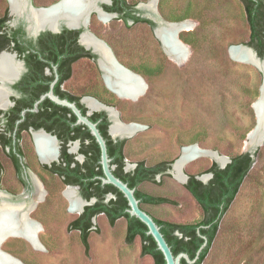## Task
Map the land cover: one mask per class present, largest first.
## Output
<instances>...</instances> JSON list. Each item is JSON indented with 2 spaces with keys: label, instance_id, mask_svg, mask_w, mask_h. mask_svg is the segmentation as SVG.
I'll return each instance as SVG.
<instances>
[{
  "label": "rangeland",
  "instance_id": "obj_1",
  "mask_svg": "<svg viewBox=\"0 0 264 264\" xmlns=\"http://www.w3.org/2000/svg\"><path fill=\"white\" fill-rule=\"evenodd\" d=\"M57 0H30L38 6H48ZM135 1V0H129ZM147 2L148 0H139ZM151 1V0H150ZM156 11L164 21L186 15L191 26L182 32L198 31L196 45L184 42L189 54L185 61L176 62L166 55L149 27L144 23L125 25L116 17L102 21L92 14L88 28L98 31L125 62L163 63L159 74L148 78L140 74L147 86L137 99L118 97L106 88L95 65L79 61L77 77L69 82L78 89L92 87L105 98H111L114 110L124 123L136 122L144 128L127 138L124 146L125 168L131 169L139 160L152 164L161 159L173 160L183 146L197 144L199 148L217 150L230 158L247 150L246 139L254 128L253 102L259 95L261 71L253 64L233 59L229 46L243 43L249 27L239 0H156ZM8 0H0V15L9 14ZM151 17V13L143 11ZM25 22L11 16L10 24ZM90 112V111H89ZM23 146L28 158L36 165L33 151ZM254 162L228 210L221 218L214 239L202 264H264V141L257 146ZM214 159L199 155L187 161L184 173H201ZM37 166V165H36ZM38 167V166H37ZM170 174L157 177V182L144 181L138 188L150 194L164 195L174 203L142 206L153 217L172 221L194 220L200 208L180 179ZM46 196L36 200L27 212L42 230L38 237L44 250H37L23 237L11 236L1 244L24 264H153V258L141 255V240H125L126 219L118 218L110 225L104 214L93 219L86 252L77 230L69 222L78 215L69 209L65 187L58 179L44 175ZM4 180L16 190L3 191L1 202L16 201V206L28 204L32 195L24 192L6 163ZM160 181V182H158ZM8 194V195H6ZM13 204V203H11ZM23 205V206H22Z\"/></svg>",
  "mask_w": 264,
  "mask_h": 264
},
{
  "label": "flooded vegetation",
  "instance_id": "obj_2",
  "mask_svg": "<svg viewBox=\"0 0 264 264\" xmlns=\"http://www.w3.org/2000/svg\"><path fill=\"white\" fill-rule=\"evenodd\" d=\"M97 1L99 9L96 8L90 13L86 27L81 25L79 28H75L62 21L58 25L57 30H52L46 27L44 30L35 34L32 29L28 30L27 23L20 22L16 25H11L10 11L9 14L3 13L0 15L5 16L1 30L5 31L8 35V39L0 42V57L2 55H7L18 65L17 70L10 77H7L8 80L4 83L0 82V90L3 91L4 99V105H1L0 103V131L6 133L5 137L0 139V192H14L16 190L11 184L6 183L4 180L6 163H8L12 168L13 175L18 182V186L24 192L29 193L33 197V199L25 205L27 209L30 208L32 203L35 205L36 200L41 201L39 200L37 191L43 192V199H45L47 194V179L44 175L58 179L65 187L64 191L66 188L72 187L75 188L78 195L81 196L79 186L64 182V176L59 173L62 168L67 165V160L69 161L68 165L70 169L75 167L77 164H83L86 162L88 153L85 152V149L88 147H86V145H91V141L89 139L82 140L78 135L77 125L80 124L76 123V117L75 119L72 118V111L70 108L55 103L47 96L41 101H37L43 94L47 93L51 89L52 82L56 80L52 86V92L55 95L60 98H65L70 102H74L81 109V111L84 109V114L88 112L89 116L94 111H97H91V108L87 104V98H96L94 96L95 91H93L92 87H88L87 89L80 91L78 87L69 84V82L73 81V79L77 77V65L81 60H86L87 62H91L95 65L102 78V71L100 70L98 63L101 53H99L100 51L95 50L93 45H87L82 42V35L87 33L100 45H102L101 42H103L105 46L102 45V47L107 50L110 49L116 59L120 62L115 51L107 40L98 35V31L88 28L92 22L91 16L92 14H96L100 19L99 12H101L109 16L106 20L111 17H116L125 25L136 23L130 17L125 19L123 16H120L122 13H119L118 10H109L107 6H111L113 4V0ZM126 1L129 6L122 11L123 14L128 10L131 14L151 20L153 24H144L149 27L150 31L162 48L160 40L154 33L157 22L153 18V16L158 18H160V16L157 11L153 13L152 7L147 6L150 0L147 2H140L139 0ZM155 6H157V1H155ZM143 11L151 13L152 16L148 17L143 15ZM19 27H21V30H18ZM68 31H70V33ZM62 33H65V36L67 37L66 40L58 41L57 39L51 38L52 35H61ZM23 111V119L17 122L21 119V113ZM11 112H19L20 116L15 120L13 129L9 130L8 127L10 126V123L7 118ZM20 125L21 128L19 133L21 134V137L18 138L17 142V130ZM35 134H41L44 137L51 139L54 143V152L49 161L48 159H45L47 162L43 161L44 158L41 155L43 158L41 159L37 152ZM24 135L28 137L29 145H27L26 148L29 152L33 151V158L38 167L28 158V152L23 146ZM9 139L11 145L4 144L3 141ZM11 148L18 157V162L20 164L19 172L15 167L14 159L9 154ZM124 170L127 171L125 166ZM100 175H102V173L98 174L97 177ZM2 193H0V196ZM81 197L83 198V196ZM3 198L8 200V197L5 195ZM109 199H107L106 195V200ZM69 209L71 211H77L71 209L70 204ZM79 214L80 213H78V215ZM100 214L103 213L95 214L91 217V219H95V217Z\"/></svg>",
  "mask_w": 264,
  "mask_h": 264
},
{
  "label": "trees",
  "instance_id": "obj_3",
  "mask_svg": "<svg viewBox=\"0 0 264 264\" xmlns=\"http://www.w3.org/2000/svg\"><path fill=\"white\" fill-rule=\"evenodd\" d=\"M239 1L243 6L245 19L249 27L248 37L242 42L243 44L252 47L258 56L263 57L264 0ZM128 6L126 0H113V4L107 6V8L109 10H118L119 13H122L120 16H123L125 19L130 17L136 23L153 24L151 20L131 14L128 10L123 14L122 11ZM186 17V15H180L171 18V20L183 21ZM4 19L5 16H0V42L8 39L7 33L1 30ZM18 30H21V27H19ZM68 32L70 33V31ZM197 34H199L198 31L182 32L180 34V39L186 43L196 45L197 43L194 38ZM51 38L57 39L58 41L67 39L65 33H62L61 35H52ZM116 55L122 64L133 71L142 74L146 78L159 74L163 68L162 62H157L155 64H149L147 62H140L138 64L128 63L120 59L118 54ZM94 96L107 105L113 100L111 98L100 96L96 92H94ZM82 110V112L85 113L84 109ZM71 115L72 118L75 119V116L72 113ZM19 116V112H11L8 116L7 120L10 123V126L8 127L9 130L13 129L14 122ZM89 117L92 121L98 122L97 126L106 139L111 164L115 166L113 169L114 174L124 182H127L130 187H135V195L140 199V206L146 210L142 206V202L152 204L174 203V201L167 196L150 194L138 188L139 184L144 181L157 182L158 176L162 177L165 174H170L168 170L171 168L174 159H161L152 164H146L144 160H139L135 163V166L132 169L125 171L124 146L127 138L116 140L111 138L108 134L110 121L106 111H94ZM21 125L17 130V142L18 138L21 137V134L19 133ZM77 128L78 135L82 140L89 139L91 141V145H86V147H88L85 149V152L88 153L87 160L83 164H77L70 169L68 165L69 161L66 159L67 165L62 168L59 174L64 176V182L79 186L80 194L83 198L89 200L90 198L95 197L96 201L92 204L86 205L84 211L69 222V228L79 232L80 240L87 252L89 249L88 237L93 227V221L91 219L93 215L103 213L108 219L110 225H114L118 218L124 217L126 219V242L130 244L134 241L136 236H139L141 240L140 254L150 255L153 258V264H166L163 254L157 248L153 237L147 234L146 225L126 211L128 204L123 194L111 184H102L101 180L97 177L98 174L102 173L101 165L99 163V146L86 126L80 124L77 125ZM5 134V132L0 131V139L4 138ZM3 142L4 144L11 145L10 139ZM255 153L256 152L253 153V156L248 151L234 153L230 155V162H228L225 167H220L218 163L213 161L203 172L188 174V179L183 185L197 202L200 208L199 216L194 220L189 221H172L154 217L155 221L160 225V229L174 254L186 252L190 258H193L197 249L204 241L202 237V235H204L207 237V244L200 252L198 259L192 263L202 264L216 238L222 216L230 207L241 183L248 175V172L253 165ZM9 154L14 159L15 167L19 172L20 164L18 162V157L13 152L12 148L10 149ZM206 172L212 173V176L208 181L203 182L196 177L197 175ZM108 193H111L112 197L109 200H106V195ZM181 263L189 264L183 258L181 259Z\"/></svg>",
  "mask_w": 264,
  "mask_h": 264
},
{
  "label": "water",
  "instance_id": "obj_4",
  "mask_svg": "<svg viewBox=\"0 0 264 264\" xmlns=\"http://www.w3.org/2000/svg\"><path fill=\"white\" fill-rule=\"evenodd\" d=\"M26 1L28 3L27 6H28L29 10H31V8L32 9L47 10V9H51L52 7L57 6V5H59V4L64 2V0H57L56 2H54V3H52V4L48 5V6H38V7H36L30 2V0H26ZM92 1H93V5L92 6L99 7L97 0H92ZM8 4H9L10 15L13 16V17H16L17 19L24 18L25 22L27 23L28 30L32 29V31L35 34H37L41 30H44L46 27H48V28H50L52 30H57L58 29V25L62 21H64L65 23H67V25H69L71 27L79 28L81 25L83 27H86L87 24L85 23V19L87 18V16L89 17L90 13L92 12V8H90L87 11L86 15L83 18H81L79 20V22L77 24H75V25L74 24H69L66 17H59V18H57L56 24L54 26L43 25L41 27L34 28V27L30 26L31 23L29 21L27 12H25V13H23L21 15L15 14V12H13L11 10L10 0H8ZM155 12H156V10H153V13H155ZM153 18L157 22V26L155 27L154 33H155L156 37L160 40V43H161L162 48H163V51L170 57V55H169L170 52L168 50L169 44L171 42H173L175 44H178V42L183 43L180 40L179 36H178L179 32L183 28H179V29L175 30L174 33L173 32L172 33L169 32L168 36L166 38L164 36H162V35L161 36L158 35V30L166 28L167 26H169V24L180 23L182 21H164L161 18H158L156 16L155 17L153 16ZM99 46H100V49L97 50V51H100L101 56H100V58L98 60V63H99L100 70L102 71V78L104 80V83H105L107 89H109L111 92L116 94L118 97L129 98V99H132V100L137 99L138 96H140L144 92V90L143 91L134 92V91H127V89H125V90L121 89L116 84L115 75L112 74L106 68V64L111 63L117 70H119V71H121L123 73H127V74L131 73V75L133 74V75L139 76L142 79H143V77L140 74L134 72L133 70H131V69L127 68L126 66H124L123 64H121L116 59V57L114 56V54L112 53V51L110 49L107 50L104 47H102V45H100V44H99ZM240 48H245L250 53L251 59L248 58V57L247 58L246 57H238V56L234 55V51L236 49H240ZM228 52H229L230 56L233 59L238 60V61L249 62V63L255 65L262 73V81H261L260 88H259V95H258L257 99L252 104V108L254 110L255 118H256L255 125H254V128L248 133L247 139H246V143H248V144L250 143V146L246 145V147L248 146L246 151L250 152L252 154V156H253V153L255 152L257 146H259L264 141V106H263V104H264V56L263 57L258 56L256 51L252 47H250V46H248L246 44H243V43L230 45L229 49H228ZM175 61L178 62V63L182 62L181 58H177ZM6 80H8V79L7 78H0V82L1 83H4ZM55 81L56 80H54L52 82L51 89L47 93L43 94L37 102L41 101L46 96L49 97L55 103L70 108L72 113L76 117V123L77 124H82V125H84V126H86L88 128L90 134L94 137V139L97 142V144L99 146V149H100L99 163L101 165L102 175H100L98 177L101 180V183L102 184H111L114 187H116L123 194V196L126 198L127 204H128V208L126 209V211L131 216H134V217L138 218L141 222H143L146 225L147 234H149V235H151L153 237L154 241L156 242L157 248L163 254V257L165 259V263L166 264H182L181 263V259L182 258L185 259V261L187 263H189V264L194 263L198 259L199 254L202 251V249L206 246L207 237L202 235L204 241L202 242V244L197 249V251L195 253V256L193 258H190L189 255L186 252H179L177 254H174L172 252V249H171L169 243L165 239V237H164V235H163V233H162V231L160 229V225H158V223L155 221L154 217L152 215H150V213H148L146 210H144L140 206V199H138L136 197V195H135V187H130L127 184V182H124L122 179H120L119 177H117L114 174V172H113L114 165L111 164V158L109 157V154H108L106 139L104 138V136L102 135V133L100 132V130H99L98 126H97L98 122L97 121H92L89 118V113L87 112L86 114H84L81 111V109L74 102H70V101H68L65 98H60L57 95H55L52 92V86H53ZM144 83H145V88H146L147 84H146L145 81H144ZM1 85H3V84H1ZM92 98L95 99L97 102H99L103 107L100 108V109H91V111H93V110H97V111L104 110V111L107 112V115H108V118H109V121H110V124L108 126V134L111 136V138L116 140V139L128 138V137H131L133 135V134H131V135H118V134L114 135V134H112V132H111V124L114 122V120L121 121L119 119V117H118V112L116 110H115V113L110 112L108 108L114 109L113 106L107 105V104L99 101L97 98H94V97H92ZM21 115H22L21 119H19L17 122H19V121H21L23 119L24 111L21 113ZM122 123H124V122H122ZM125 124H135V125L139 126L138 129H142V128L145 127V126H143V125H141L139 123H136V122H129V123H125ZM35 142H36V140H35ZM192 145H196L198 147L197 144H191V145H188V146H183L181 148V153L179 154V156L177 158H175L174 161L172 162L171 168L169 170L172 171L174 177H176V175H175V167H174L176 161L181 158L184 149L186 147H189V146H192ZM36 147H37V152H38L40 158L43 159L41 157L40 152H39L37 142H36ZM200 149L204 150V151H212V152L219 153L217 150H213V149H205V148H200ZM220 156H224L225 161L222 162V161H219V160H217L215 158H214V161L216 163H218V165L220 167H225L226 164L228 162H230V158L225 156V155H222V154H220ZM50 158L51 157H49V159ZM191 159H193V157L190 158V160ZM43 161H45V159H43ZM45 162H47V161H45ZM183 175H184V179L183 180L180 179V180L182 181V183H185L187 181V179H188V174L184 173V171H183ZM211 176H212V173L206 172V173H202L200 175H197L196 177L198 179L202 180L203 182H206V181H208L211 178ZM75 191H76V194L78 195V192H77L76 189H75ZM78 197L83 202L78 213H81L84 210V206L85 205L92 204V203H94L96 201L95 197H92L89 200H85L79 195H78ZM111 197H112L111 193L107 194V199H109ZM92 221H93V219H92ZM3 241H4V239L0 240V250H3V249H1V244H2Z\"/></svg>",
  "mask_w": 264,
  "mask_h": 264
},
{
  "label": "bare ground",
  "instance_id": "obj_5",
  "mask_svg": "<svg viewBox=\"0 0 264 264\" xmlns=\"http://www.w3.org/2000/svg\"><path fill=\"white\" fill-rule=\"evenodd\" d=\"M155 1L151 0L148 2L147 6L152 7V10H155ZM11 10L15 12V14L21 15L25 12L28 14V18L30 21V26L34 28L41 27L43 25L54 26L56 24V20L59 17H66L69 24H77L81 18H83L87 11L92 8V11L96 8L99 9L97 6H92V0H64L63 3L52 7L51 9L47 10H40V9H32L29 10L28 3L26 0H10ZM99 16L102 20H106L109 16L107 14H103L99 12ZM88 22V16L85 19V23ZM191 23L189 21H182L180 23H172L169 24L166 28L159 29L158 35H162L165 38L168 36L169 32H173L179 28H189ZM90 35L84 33L82 35V42L86 43L87 45H93L96 50L100 49L98 42L94 41ZM102 45L105 46L103 42ZM169 55L171 59L176 60L177 58H181V61H185L188 57L189 50L188 47L178 42L175 44L171 42L169 44ZM100 53V52H99ZM234 55L238 57H248L251 59L250 53L245 48L236 49L234 51ZM18 65L14 63L9 56L2 55L0 57V78H7L10 77L16 70ZM106 68L115 75L116 77V84L121 89L127 91H145V83L144 80L136 75H131V73H123L117 70L111 63L106 64ZM0 103L4 105L3 99V91L0 90ZM87 104L91 109H100L103 106L97 102L95 99L89 97L87 98ZM264 106V104H263ZM110 112L115 113L114 109L108 108ZM139 126L135 124H125L119 120H114L111 124V132L112 134L116 135H131L134 134L138 129ZM35 139L37 141L38 149L44 159H48L54 152V143L51 139L44 137L41 134H35ZM246 145L250 146V143H246ZM247 146V147H248ZM199 155H208L212 159H217L219 161H225L224 156H220L219 153L212 152V151H204L201 150L196 145H192L186 147L182 153V156L179 160L175 163V175L178 179L183 180L184 175L182 171L183 165L190 160V158L197 157ZM69 188V189H68ZM64 191L65 196L69 200V204L71 209L77 210L79 212L82 201L76 194V191L72 187H68ZM72 188V189H70ZM38 190V189H37ZM39 200L43 199L44 193L37 191ZM1 193V192H0ZM0 197V199H2ZM13 203V204H11ZM17 202H1L0 203V240L7 239L11 236H19L25 238L33 248L37 250H44V246L39 240L38 233L42 230L41 225L36 222L35 220L28 217V210L25 205L23 207L16 206ZM37 236V237H36ZM0 264H24L19 259L11 256L8 252L4 250H0Z\"/></svg>",
  "mask_w": 264,
  "mask_h": 264
}]
</instances>
